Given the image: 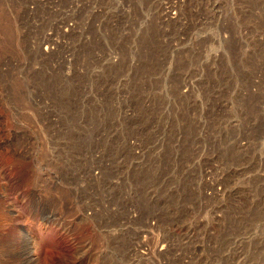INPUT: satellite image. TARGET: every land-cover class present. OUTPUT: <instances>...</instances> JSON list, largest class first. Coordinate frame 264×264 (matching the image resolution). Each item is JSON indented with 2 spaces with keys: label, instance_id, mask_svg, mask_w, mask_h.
<instances>
[{
  "label": "rangeland",
  "instance_id": "1",
  "mask_svg": "<svg viewBox=\"0 0 264 264\" xmlns=\"http://www.w3.org/2000/svg\"><path fill=\"white\" fill-rule=\"evenodd\" d=\"M0 264H264V0H0Z\"/></svg>",
  "mask_w": 264,
  "mask_h": 264
},
{
  "label": "bare ground",
  "instance_id": "2",
  "mask_svg": "<svg viewBox=\"0 0 264 264\" xmlns=\"http://www.w3.org/2000/svg\"><path fill=\"white\" fill-rule=\"evenodd\" d=\"M32 245H33V243H31V246H32ZM32 252H33V247H32L31 249H29L27 255L30 256V255L32 254Z\"/></svg>",
  "mask_w": 264,
  "mask_h": 264
}]
</instances>
